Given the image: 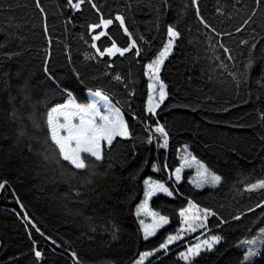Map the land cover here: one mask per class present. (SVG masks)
<instances>
[{"label":"trees","instance_id":"1","mask_svg":"<svg viewBox=\"0 0 264 264\" xmlns=\"http://www.w3.org/2000/svg\"><path fill=\"white\" fill-rule=\"evenodd\" d=\"M95 2L102 7L106 18L123 13L129 31L135 37L143 33L150 38L152 52L149 55L158 51L167 40V25L172 23L177 27L181 36L160 73L161 80L167 85V98L157 109V115L144 111L147 78L143 76L142 64L147 60L137 64L132 54L88 59L96 53L90 47L94 33L88 31L87 24L98 22L99 16L87 5L81 14L69 10L64 0H41L48 13V35L45 36L44 19L33 0H0L3 51L21 53L10 60L0 59V73L7 72L14 85L24 79L29 81L34 99L40 102L39 113L45 111V102L51 106L66 100L64 90L70 91L78 102L85 103L86 92L100 88L121 109L134 137H139L134 141H120L118 138L114 142L110 153L113 168L106 176L93 177V186L103 193L97 200L88 189L80 186L79 178L71 185L65 183L54 171L55 165L44 162L37 154L41 149L35 142L32 152L25 146L26 140L16 144L17 126L0 112V182H8L0 189V264H74L69 254L71 251L77 253L81 264H105L106 261L131 264L138 252L158 246L175 231L179 226L178 209L185 206L188 199L213 209L230 221L229 225L217 229L215 218L209 219L212 234L219 233L225 239L213 252L198 258V264H240L247 251V248L239 249L241 241L254 237L259 228L264 227V218L257 219L261 209H256L255 213L247 212L248 207L264 199V191H244L245 183L264 178V122L260 121L257 112V109L264 111V92H261L260 100L255 99V93L260 91L256 79L258 73H264V62L258 61L259 68L253 69L250 84L253 97L244 103L248 100L244 87L237 96L234 88L225 90L220 83L231 81L227 72L219 67L221 61L229 65V70L236 69L231 67L233 61L226 59L227 54L219 44L224 43L234 53H246V47L239 46V41L247 38V33L234 31L242 22L244 10L237 12L236 9L240 3L253 7V0H240V3L237 0H197L196 5L191 0H169L171 6L162 14L158 28L154 22L155 13L147 7L148 0H140L139 6L137 0ZM127 3L133 5L131 12L126 9ZM197 7L217 31L233 33L220 37L208 33L213 37L211 45L215 46V51L209 44L208 30L195 15ZM218 7L223 15L216 12ZM70 16L74 17L71 23L68 22ZM229 16L230 20L227 19ZM108 31L119 46H126L127 37L118 22L114 21ZM96 43L101 50L110 46L107 37ZM47 52L51 53L50 58ZM215 55L220 59H215ZM46 58L47 72L44 70ZM243 59L237 55L238 61ZM111 60L115 61L113 68H106ZM105 71L110 75L105 76ZM115 72L129 79L127 89L112 79L111 74ZM133 90L135 95L130 96L129 92ZM132 112L140 119L133 120ZM156 121L169 134L167 148L157 147L155 138L151 144L146 142L148 132L144 130L145 126L154 128ZM28 132L29 135H44L32 129L30 123ZM185 145L191 155L222 177L221 183L215 188L196 189L186 180L179 184L169 182L174 197L155 196L150 207L168 215L170 223L146 242L135 216V207L143 193V180L151 177L166 183L179 166V149ZM108 155L106 149L100 172L107 169ZM137 170L139 175L132 180L130 173ZM77 189L84 193L78 198L75 195ZM17 198L24 205L23 210L16 202ZM25 211L40 232L23 219ZM239 212L245 213L241 220L231 221V216ZM114 225L118 229L116 239L111 235ZM191 239L186 238L189 242ZM51 240L60 247L53 245ZM34 246L42 251L43 258L39 262L34 256ZM256 247L260 249V255L253 257L251 264H264V245ZM172 249L178 252L182 247L173 245ZM177 260V256L170 253L164 257V264H177Z\"/></svg>","mask_w":264,"mask_h":264},{"label":"snow or ice","instance_id":"2","mask_svg":"<svg viewBox=\"0 0 264 264\" xmlns=\"http://www.w3.org/2000/svg\"><path fill=\"white\" fill-rule=\"evenodd\" d=\"M237 2L240 3V0H237ZM33 3L44 19L43 31L45 36H47L48 13L41 4V0H33ZM191 3L196 5L197 0H191ZM139 4L140 0H137V6ZM253 4V7H247L240 3V7L236 9L237 12L244 10L242 22L235 27L234 31L235 33H241L242 31L247 33V38L239 41V46L246 47V53L244 51L234 53L224 43L219 44V47L227 54L226 59L233 61L231 67L236 69L235 71L229 70V65L221 61L219 67L227 72V75L231 77V81H221L220 83L225 86V90L234 88L237 96L240 94L241 87H244L248 95V100H245L244 103H248L253 97V91L250 86L253 69L259 68L258 61L264 62V0H253ZM64 5L73 13L81 14L84 6L87 5L99 16L98 22L87 24L88 31L94 33L91 36L92 43L90 47L96 53V56H90L88 59L103 58L105 56L108 58L125 57L126 54H132L137 64L147 60L146 63L142 64L143 76L147 78V102L144 111L152 116L157 115V109L161 107L168 95L166 91L167 85L161 80L160 73L165 61L173 53L175 42L181 36L177 27L169 23L166 27V42L163 43V46L158 51L149 55L152 52V40L143 33L138 38L135 37L126 25V17L123 13H117L114 18H106L103 15L102 7L95 0H64ZM170 6L169 0H148L147 7L155 13L154 22L157 28L162 14L166 13ZM126 9L131 12L133 5L127 3ZM216 12L223 15L219 7ZM195 15L203 28L208 30L206 35L213 51H215V46L211 45L213 37L208 35V33H214L217 37L233 35L229 31H217V28L201 15L199 7L196 8ZM73 19L74 17L70 16L68 22L71 23ZM227 19L230 20L231 16L227 17ZM114 21L118 22L119 28L123 30L124 36L127 37L126 46H119L117 41L109 34V26L113 25ZM11 26L9 23V27ZM102 37L109 39L110 46L101 50L97 46L96 41H100ZM48 43L49 45L51 44V39H49ZM4 47L5 44L0 43V59L10 60L14 56L21 55L18 51L5 52L3 51ZM237 55L244 57L242 62L237 60ZM50 56L51 53L47 52V57L50 58ZM214 58L220 59L218 55H215ZM70 60L71 57L69 56ZM44 63V70L47 72V58ZM114 63L115 61L111 60L106 64V68H113ZM104 75L107 76L110 73L105 71ZM111 75L113 80L124 84L127 89L128 82H130L127 77L122 76L119 72ZM17 76H19V73H17ZM77 76H79V73H77ZM130 76L131 72L128 74V77ZM256 84L260 89V91L255 93V99L258 101L261 99V92H264V73H258ZM64 91L67 95L66 100L60 103H53L51 106H48L47 102H45V111L39 113L38 104L40 102L34 99L29 81L24 79L14 85L9 74L2 72L0 73V112L5 113L8 120L17 126L14 141L16 144L19 145L26 140L25 146L29 152H32L33 142H35L41 149L37 154L43 158L44 162L55 165L54 171L58 172L65 183L71 185L73 181L79 178L80 186L88 189L99 200L103 193L98 191L96 186H93V177L98 175L106 176L108 175V170L113 168V158L110 153L114 142L118 141V138L120 141H134L139 139V137H134L130 124L125 119L121 109L113 104L112 98L102 89H90V98L85 103L78 102L70 91ZM129 95L134 96V90L129 92ZM232 106L236 107V105ZM224 111H228V108H224ZM257 112L260 121L264 122V111L257 109ZM131 118L133 120L140 119L135 112L131 113ZM141 122L144 123L145 120H141ZM28 123L31 124L32 129L38 133L43 132L44 135H29ZM144 130L148 132L147 143L151 144L155 138L157 139V147H168L169 134L166 128L159 124L158 121H156L154 128L146 125ZM132 146L134 148L135 144ZM106 149L109 153L107 169L104 172H100L99 168L105 161ZM152 167L154 170H158L156 165H152ZM193 167L195 168V176L190 179V182L197 188L206 186L215 188L221 183L222 177L208 169L195 156L189 154L185 145V155L181 158L180 166L175 168L174 171L175 180L179 182L181 180V172L185 168ZM164 168L167 170L166 164ZM81 173L83 174L82 176L79 175ZM138 175L139 170L130 173L132 180H136ZM171 178V175H169V179ZM7 183L6 180L0 182V189H3ZM143 186V198L136 205L135 215L138 219L139 231L142 233L143 240L147 242L150 237H155L160 229L170 223L168 215H163L160 211L153 210L150 207V201L159 193L167 197H174L175 193L174 189L170 188L165 182L152 179L151 177L143 180ZM244 191L248 193L264 191V178L245 183ZM83 194L78 189L75 191L77 198ZM16 202L20 204L23 210L24 205L20 203L18 198ZM77 202L83 203L86 201L77 200ZM256 209H261L257 219L264 218V199H259L254 206L248 207L247 212L255 213ZM244 215V212L232 215L231 221L238 222ZM178 216L179 226L175 231L169 233L158 246L138 252L137 257L132 260L131 264H146V262L147 264H164V257H168L170 253L177 256V264L179 261H183L184 264H198V258L202 257L203 254L213 252L216 246L225 239L219 233L212 234V229L209 228V219L215 218V228L217 229L230 224L228 219H225L213 209L202 207L191 199L187 200L185 206L178 209ZM149 217L151 218L150 222H146V218ZM23 219L28 224H32L26 211L23 213ZM32 227L37 232H40V229L35 224H32ZM117 231L118 229L114 225L111 231L113 239L117 238ZM195 233L199 234L193 237L192 234ZM40 234L43 235V233ZM186 237H191V242L186 240ZM48 239L51 238L49 237ZM51 243L56 245V247H60L55 240H51ZM257 243L264 245V227L259 228L257 236L241 241V244L248 245V248L244 252L240 264H251L252 258L260 255V249L256 247ZM173 245L177 248L182 247L183 250L173 252ZM33 251L36 261H41L43 258L42 251L36 250L35 246ZM69 254L74 264H81L75 251H71ZM105 264H114V262L106 261Z\"/></svg>","mask_w":264,"mask_h":264},{"label":"rangeland","instance_id":"3","mask_svg":"<svg viewBox=\"0 0 264 264\" xmlns=\"http://www.w3.org/2000/svg\"><path fill=\"white\" fill-rule=\"evenodd\" d=\"M166 42V41H165ZM86 95H87V100L90 98L89 97V90L86 92ZM146 102H147V98H146ZM146 102H145V107H146ZM114 104V103H113ZM115 105V104H114ZM116 106V105H115ZM117 107V106H116ZM146 114H148V113H146ZM187 152L189 153V151L187 150ZM190 154V153H189ZM185 155V146H183L181 149H179V156H178V159H179V166H180V163H181V158L183 157ZM178 166V167H179ZM175 171V170H174ZM174 171L170 174L171 175V179H169V177H168V181L166 182V184L168 185V183L169 182H172V184H179V183H181L183 180H186V181H188V183L192 186V187H194V188H196V189H204V188H209V187H204V188H197L194 184H192L191 182H190V179L192 178V177H194L195 176V168L193 167V168H185L182 172H181V180L179 181V182H177L176 180H175V175H174ZM169 186V185H168ZM144 187V186H143ZM170 187V186H169ZM171 188V187H170ZM165 196L164 194H162V193H159V194H157V196ZM143 198V193H142V197H141V199ZM140 199V200H141ZM140 202V201H139ZM138 202V203H139ZM137 203V204H138ZM135 209H136V207H135ZM136 216V215H135ZM143 218V217H142ZM150 217L149 218H146V222H150ZM137 221H138V219H137ZM159 232V231H158ZM142 234V233H141ZM258 235V233L255 235V236H257ZM143 237V236H142ZM151 238H153V237H150L149 239H151ZM186 238H188V237H186ZM253 238V237H252ZM252 238H250V239H252ZM259 243H257V245H258ZM256 245V246H257ZM261 245V244H260ZM244 248H248V245H246V244H240V246H239V249H244ZM180 250H183V249H180ZM147 263V262H146Z\"/></svg>","mask_w":264,"mask_h":264}]
</instances>
